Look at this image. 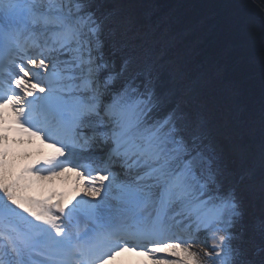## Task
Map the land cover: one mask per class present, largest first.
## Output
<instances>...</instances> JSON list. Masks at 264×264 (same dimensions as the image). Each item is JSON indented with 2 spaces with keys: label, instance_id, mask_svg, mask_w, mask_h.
Wrapping results in <instances>:
<instances>
[{
  "label": "snow or ice",
  "instance_id": "obj_1",
  "mask_svg": "<svg viewBox=\"0 0 264 264\" xmlns=\"http://www.w3.org/2000/svg\"><path fill=\"white\" fill-rule=\"evenodd\" d=\"M158 7L0 0V264H264V83Z\"/></svg>",
  "mask_w": 264,
  "mask_h": 264
},
{
  "label": "trees",
  "instance_id": "obj_2",
  "mask_svg": "<svg viewBox=\"0 0 264 264\" xmlns=\"http://www.w3.org/2000/svg\"><path fill=\"white\" fill-rule=\"evenodd\" d=\"M173 23L197 58L224 66L257 104L264 83V17L249 0H139ZM264 9V0H257ZM151 13V9H141Z\"/></svg>",
  "mask_w": 264,
  "mask_h": 264
},
{
  "label": "bare ground",
  "instance_id": "obj_3",
  "mask_svg": "<svg viewBox=\"0 0 264 264\" xmlns=\"http://www.w3.org/2000/svg\"><path fill=\"white\" fill-rule=\"evenodd\" d=\"M44 151L46 153H51L53 151V149L45 147ZM203 245H206V243L202 242V243L198 244L194 248V250L197 251V252H200V253H202V251L203 252L206 251L207 249ZM124 255H126V258H123V255L121 257L117 258V262H119V264H137V261L139 260V257H137L135 255L129 256L128 254H124ZM130 257H131V260H132L131 263H129V258Z\"/></svg>",
  "mask_w": 264,
  "mask_h": 264
},
{
  "label": "water",
  "instance_id": "obj_4",
  "mask_svg": "<svg viewBox=\"0 0 264 264\" xmlns=\"http://www.w3.org/2000/svg\"><path fill=\"white\" fill-rule=\"evenodd\" d=\"M259 11L260 13L263 15L264 17V9L263 7L257 2V0H249Z\"/></svg>",
  "mask_w": 264,
  "mask_h": 264
},
{
  "label": "rangeland",
  "instance_id": "obj_5",
  "mask_svg": "<svg viewBox=\"0 0 264 264\" xmlns=\"http://www.w3.org/2000/svg\"><path fill=\"white\" fill-rule=\"evenodd\" d=\"M260 4V3H259ZM206 249H207V246L206 245H203ZM203 253V251H202ZM123 258H126V255H123ZM140 259V258H139ZM131 257L129 258V263H131ZM116 264H119V262H116Z\"/></svg>",
  "mask_w": 264,
  "mask_h": 264
}]
</instances>
